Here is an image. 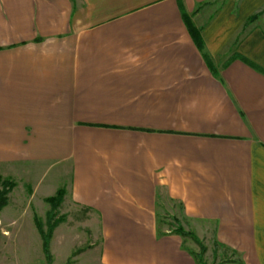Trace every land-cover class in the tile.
Returning a JSON list of instances; mask_svg holds the SVG:
<instances>
[{
    "label": "crops",
    "instance_id": "1",
    "mask_svg": "<svg viewBox=\"0 0 264 264\" xmlns=\"http://www.w3.org/2000/svg\"><path fill=\"white\" fill-rule=\"evenodd\" d=\"M0 176L89 212L103 264H196L161 194L264 264V0H0Z\"/></svg>",
    "mask_w": 264,
    "mask_h": 264
},
{
    "label": "rangeland",
    "instance_id": "2",
    "mask_svg": "<svg viewBox=\"0 0 264 264\" xmlns=\"http://www.w3.org/2000/svg\"><path fill=\"white\" fill-rule=\"evenodd\" d=\"M50 174H45L46 180ZM5 179L14 183L10 178ZM28 191L24 187L11 189L6 205L0 210V264H103L100 262L97 220L86 210L67 202H61L54 210L53 220L59 219V222L48 240L50 261L47 262L33 219L37 218L42 233H45L47 224L52 222L47 218L49 206L42 199H29ZM159 198L156 209L158 233L177 228L173 217L178 218L183 231L190 232L188 221L181 215L180 205L171 203L162 194ZM183 239L202 264H219L233 258L228 251L223 252L216 246L205 243L201 246L200 242L199 245L189 237Z\"/></svg>",
    "mask_w": 264,
    "mask_h": 264
},
{
    "label": "trees",
    "instance_id": "3",
    "mask_svg": "<svg viewBox=\"0 0 264 264\" xmlns=\"http://www.w3.org/2000/svg\"><path fill=\"white\" fill-rule=\"evenodd\" d=\"M179 7H180V5H179ZM179 10L181 12V17H182L183 23L185 25V28L187 30L188 35L190 36L191 41L193 42L194 46L199 51V53H201V57L206 62L208 67H211L209 57L202 52L203 51V43H202V39H201L199 29L195 28L192 25L189 17L183 13L182 9L179 8ZM261 13H262V11L249 16L246 19V22L243 25V27L252 23ZM237 57L238 56H236V55H232L230 59L237 58ZM14 186H15V184L12 181H10L9 179H5V178L0 177V210L6 205L7 194L11 191V189H13ZM63 195H64V191L62 189H59L54 193V195L43 199V202L49 206V210L47 212L48 213V217H47L48 221L49 220L52 221L50 224H47L45 233H42L41 228L39 226V221L37 220V218L33 219L34 227L37 230V232L41 238V251H42L44 258L47 262L50 261L49 256H48V247H47L48 246V240L51 236L52 230L54 229L55 225L57 224V222H59V219L53 220L54 210L62 202ZM175 223L177 224V228L175 230H173V232L175 234H177L180 237H189L194 242L199 244L198 239L192 233L183 231L182 227L179 225V223L176 219H175ZM200 250L202 251V247H200ZM195 262H196V264H202V262L199 261V257L196 255H195ZM224 263H226V262H224ZM219 264H223V263H219Z\"/></svg>",
    "mask_w": 264,
    "mask_h": 264
}]
</instances>
